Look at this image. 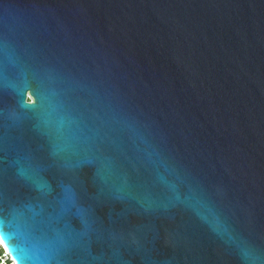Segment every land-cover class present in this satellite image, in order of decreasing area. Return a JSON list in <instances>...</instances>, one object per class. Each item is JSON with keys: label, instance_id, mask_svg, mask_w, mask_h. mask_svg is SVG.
<instances>
[{"label": "water", "instance_id": "95a60500", "mask_svg": "<svg viewBox=\"0 0 264 264\" xmlns=\"http://www.w3.org/2000/svg\"><path fill=\"white\" fill-rule=\"evenodd\" d=\"M41 152L96 161L100 220L37 238L42 264H264V0H0L5 215ZM66 206L24 211L56 229Z\"/></svg>", "mask_w": 264, "mask_h": 264}, {"label": "snow or ice", "instance_id": "6c2138e0", "mask_svg": "<svg viewBox=\"0 0 264 264\" xmlns=\"http://www.w3.org/2000/svg\"><path fill=\"white\" fill-rule=\"evenodd\" d=\"M97 151H102V148H98ZM54 156V152H41L38 154L36 156V167L40 173V182L36 184L30 183L24 178V174L21 172L20 179L22 181L23 191L18 197L9 202L7 215H5L6 210L4 206H0V233L7 230L8 233L15 234L22 241L24 247L19 249L11 243L9 244L17 259L21 258L20 253L29 248H33L36 252L32 257L34 264H42L37 254V248L48 237L50 231H55L57 235H60L62 230H67L69 236L74 234H84L87 236L93 227L100 223L99 218L92 211L91 204L87 205V207L83 205V200L88 199V192L79 178V170L83 166H92L94 168L93 183L95 184L98 177V172L95 167L96 161L89 159L77 165H53L47 163ZM53 170L58 174L60 192L54 193L51 184L43 176L45 172ZM46 202L55 204L67 202L70 205L62 209L60 216V225L62 227L52 228L54 217L38 219V217L43 216L42 212L36 213L31 217L25 215V208H34L37 204H40L43 208ZM73 209H75L74 213ZM73 214L79 217L82 231H77L72 228L68 222V216ZM8 238V235H5V239ZM37 238L40 240L38 245Z\"/></svg>", "mask_w": 264, "mask_h": 264}, {"label": "built area", "instance_id": "2783aa9c", "mask_svg": "<svg viewBox=\"0 0 264 264\" xmlns=\"http://www.w3.org/2000/svg\"><path fill=\"white\" fill-rule=\"evenodd\" d=\"M4 257H5V258H8V257H11V256H10L8 253H6ZM5 258H3V262H2L3 264H16L15 261H14L13 259H11V262H10V263H7ZM4 259H5V260H4ZM7 260H8V259H7Z\"/></svg>", "mask_w": 264, "mask_h": 264}, {"label": "clouds", "instance_id": "9594fccd", "mask_svg": "<svg viewBox=\"0 0 264 264\" xmlns=\"http://www.w3.org/2000/svg\"><path fill=\"white\" fill-rule=\"evenodd\" d=\"M2 253H3V250H2ZM2 253H0V258L3 259V258H5V257H2ZM4 256H5V255H4ZM11 258H12V257H11ZM5 259H6V262L10 261L9 257H8V258H5ZM5 259H4V260H5ZM7 259H8V260H7ZM12 259H13V258H12ZM2 262H3V261H1V259H0V264H3Z\"/></svg>", "mask_w": 264, "mask_h": 264}, {"label": "bare ground", "instance_id": "6f19581e", "mask_svg": "<svg viewBox=\"0 0 264 264\" xmlns=\"http://www.w3.org/2000/svg\"><path fill=\"white\" fill-rule=\"evenodd\" d=\"M0 245L3 246V248L8 252L6 246H5L4 242L1 240V238H0ZM8 253H9V252H8Z\"/></svg>", "mask_w": 264, "mask_h": 264}, {"label": "rangeland", "instance_id": "374dc122", "mask_svg": "<svg viewBox=\"0 0 264 264\" xmlns=\"http://www.w3.org/2000/svg\"><path fill=\"white\" fill-rule=\"evenodd\" d=\"M1 249H2V248H1V246H0V253H2V250H1ZM2 261H3V259H2ZM8 262H9V261H8ZM10 262H11V260H10ZM10 262H9V263H10Z\"/></svg>", "mask_w": 264, "mask_h": 264}, {"label": "trees", "instance_id": "16d2710c", "mask_svg": "<svg viewBox=\"0 0 264 264\" xmlns=\"http://www.w3.org/2000/svg\"><path fill=\"white\" fill-rule=\"evenodd\" d=\"M2 250V249H1Z\"/></svg>", "mask_w": 264, "mask_h": 264}]
</instances>
